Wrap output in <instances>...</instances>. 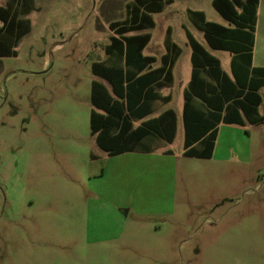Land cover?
I'll return each mask as SVG.
<instances>
[{
	"label": "rangeland",
	"instance_id": "rangeland-1",
	"mask_svg": "<svg viewBox=\"0 0 264 264\" xmlns=\"http://www.w3.org/2000/svg\"><path fill=\"white\" fill-rule=\"evenodd\" d=\"M130 1L34 0L30 32L0 56V264H264V125L220 124L210 157L183 152L186 29L209 48L187 9L229 25L212 0H172L149 30L162 42L172 26L181 47L164 105L175 140L137 155L98 145L91 65ZM254 37L264 63V0ZM212 52L230 72V52Z\"/></svg>",
	"mask_w": 264,
	"mask_h": 264
},
{
	"label": "trees",
	"instance_id": "trees-1",
	"mask_svg": "<svg viewBox=\"0 0 264 264\" xmlns=\"http://www.w3.org/2000/svg\"><path fill=\"white\" fill-rule=\"evenodd\" d=\"M171 2L172 0L129 2L126 17L110 23L114 34L110 37V44L106 46L110 58L116 63L124 61L125 66L115 63L110 66L102 63L93 65V72L110 81L114 86V94L120 98L114 100L101 83L92 82L91 102L103 109L105 114L91 109V130L96 134L98 145L110 155L126 151L150 152L164 142L174 140L175 112L171 109L127 132L132 128V121L148 109L147 103H150L156 93L155 82L162 78H173V65L181 53V48L171 39L168 31L167 53L163 57L167 64L141 74L155 61L153 56L141 53L151 34L127 33L153 27V14L160 12L165 4ZM258 4L259 0H212L213 7L231 26L206 21L204 16L203 21L198 24L210 47L233 53L232 77L221 68L217 57L190 36L192 71L188 86L183 92L182 108L184 154L187 156L210 157L221 122L244 125V116L252 123L264 122V113L260 114L258 111L261 103L264 106V96L259 93V88L264 84V66L252 65ZM33 9L34 0H10L6 6H0V56L16 54L15 47L20 39L31 30L30 20L22 15ZM138 85L142 88L140 92L136 91ZM145 86L147 87L144 89ZM123 98L126 103L121 100ZM128 135L130 139L127 138ZM154 139H157L156 143L146 146Z\"/></svg>",
	"mask_w": 264,
	"mask_h": 264
},
{
	"label": "crops",
	"instance_id": "crops-1",
	"mask_svg": "<svg viewBox=\"0 0 264 264\" xmlns=\"http://www.w3.org/2000/svg\"><path fill=\"white\" fill-rule=\"evenodd\" d=\"M10 0H7L6 1V3L5 4H0V6H6L7 5V3L9 2ZM132 1H134V0H132ZM132 1H130V2H132ZM129 2H127L126 3V15H127V4H128ZM170 3H167V4H165V6L166 5H169ZM165 6H164V8H165ZM164 8L160 11V12H157V13H154L153 14V17H154V20H155V25H156V18H155V14H158V13H161L163 10H164ZM257 12H258V9H257ZM29 14V13H28ZM27 15V14H26ZM187 15H188V22H190L189 24L191 25V23L194 25V27H196L198 30H200L199 28H198V24L200 23V22H202L203 21V16H204V20H206V21H211V20H207L206 19V16H205V14H200L199 12H197V10H190V9H187ZM25 18V17H24ZM226 20V19H225ZM115 21V20H114ZM112 22V21H111ZM110 22V23H111ZM216 22V21H215ZM218 23H220V22H218ZM221 24H223V23H221ZM2 25V22L0 21V26ZM110 25V24H109ZM155 25L153 26V27H151V28H145V29H141V30H133V31H130V32H128L127 33V35H134V34H141V33H146V32H148V33H150L151 34V37H150V40H149V42L146 44V46L143 48V50H142V55H144V56H153L154 58H155V61H153L152 63H150L149 65H148V67H146L142 72H141V74L142 73H144V72H148V71H151V70H154V69H156V68H159V67H162L164 64H167V61L165 60V62H164V60H163V57H164V55L167 53V50H166V38H167V32L169 31L170 32V36H171V34H172V26H167V28H166V33H165V36L162 38V42H164V48H165V50L163 49V46H162V42H159V39H157L156 37L154 38L153 37V35H152V32L151 31H149L150 29H152V28H154L155 27ZM223 25H225V24H223ZM225 26H231L230 24L229 25H225ZM109 28H110V26H109ZM111 30V29H110ZM112 31V30H111ZM200 31H202V30H200ZM203 32V31H202ZM114 34V32L112 31V34L110 35V37L112 36ZM186 35H187V38H188V41H189V44H190V36H192V37H194V35H192V33L190 32V31H188L187 29H186ZM203 36H204V33H203ZM153 38H154V41H153ZM195 38V37H194ZM204 38H205V36H204ZM171 39H172V37H171ZM196 39V38H195ZM173 40V39H172ZM197 41H199L198 39H196ZM174 41V40H173ZM205 41H206V39H205ZM110 42H111V40L109 41V43H107L106 44V46L108 45V44H110ZM175 42V41H174ZM200 42V41H199ZM175 43H177V42H175ZM201 43V42H200ZM206 43H207V41H206ZM152 44H154V45H156V44H160L161 46H162V48H161V50H160V52H159V54H157V53H155V52H153V51H151V45ZM178 44V43H177ZM202 44V43H201ZM18 45V44H17ZM204 47H205V49L209 52V53H211L212 55H214L215 57H217L213 52H212V50H221V49H214V48H212V47H210L209 46V44L207 43V45H208V47L209 48H207L204 44H202ZM254 45H255V37H254ZM106 46H105V56L103 55V56H101V57H97L96 58V60L95 61H93V63H92V65H91V70H92V68H93V65L94 64H98V63H102V65H104V66H110V65H112V63H115V64H118V65H123V66H125V62L123 61V62H121V63H116L115 61H113V59L112 58H110V53H108L107 51H106ZM178 46H179V44H178ZM190 46H191V44H190ZM180 47V46H179ZM181 48V47H180ZM15 49H16V47H15ZM163 49V50H162ZM254 49V48H253ZM225 51H228V50H225ZM191 52H192V46H191ZM228 52H230V54H231V59H232V57H233V53L231 52V51H228ZM181 54V53H180ZM179 57H180V55H179ZM179 57L176 59V61H175V63H174V65H173V69H172V74H173V78L170 80H166V79H159L158 81H156L155 82V84H154V86H155V91H156V93H155V96L151 99V101H150V103H147V106H148V109L143 113V115H140V117H136L137 119L135 120H133L132 121V128L130 129V130H128L127 132H131V130H133V129H136V128H138L143 122H145L146 120H148V119H151V118H155V117H158L159 115H161L163 112H165V111H167V110H173L174 112H175V125H176V129H175V136H174V140H175V138H176V134H177V130H178V125H179V116H178V113H177V111L174 109V108H172V107H165L164 108V105H166V104H168L171 100H172V91H171V89H172V86L174 85V83H175V74H174V69H175V65H176V63H177V60L179 59ZM219 60H220V58L219 57H217ZM231 59H230V72H228L227 70H225L224 69V67L222 66V63H221V60H220V65H221V68L224 70V72L226 73V74H228L230 77H232V73H231ZM253 59H254V57H253V55H252V65L253 66H264V63H258V64H255L254 63V61H253ZM190 61H191V56H190ZM191 71H192V62H191ZM92 73H93V75H94V79L92 80V82L93 81H97V82H99V83H101L103 86H104V88H106L108 91H109V93L111 94V96L113 97V99L114 100H120V98L118 97V96H116L115 94H114V86L110 83V81H108L106 78H104V77H102V76H100V75H98V74H95L94 72H93V70H92ZM190 78H191V72H190V77H189V79H188V82H187V85L184 87V89H183V92H184V90L187 88V86H188V83H189V81H190ZM147 86H145L144 87V89L146 88ZM142 88H141V86L140 85H138L137 87H136V91H138V92H140V90H141ZM143 89V90H144ZM91 92H92V83H91ZM259 93L262 95V96H264V84L259 88ZM183 99H184V97H183ZM90 100H91V98H90ZM121 100H123L125 103H126V99H121ZM183 102H184V100H183ZM91 104H92V102H91ZM142 105V104H141ZM92 106H94L95 108V110L97 111V112H99V113H104L105 114V111L103 110V109H101V108H99V107H97V106H95L94 104H92ZM183 108V107H182ZM258 111H259V113L260 114H263L264 113V106H263V103H261V105L259 106V108H258ZM181 118H182V112H181ZM170 119H172V116H170ZM244 119H245V124L248 122V123H250V124H253V125H259V124H263L264 125V122H257V123H252V122H250L245 116H244ZM183 122V121H182ZM166 123H168V121H166ZM220 124H235V123H224V122H221ZM244 124V125H245ZM235 125H238V124H235ZM244 125H239V126H244ZM220 126V125H219ZM183 128H184V125H183ZM162 129V128H161ZM163 130V129H162ZM165 130L168 132V130H167V128H165ZM95 137H96V134H95ZM129 137V139H130V135H128L127 136V138ZM142 138V137H141ZM173 140V141H174ZM144 141V140H143ZM143 141H142V143H143ZM156 141H157V139H154V141L152 140L151 142H148L147 144H146V146H149V145H151V144H153V143H156ZM172 141V142H173ZM172 142H164V144L162 145V146H165V145H168V144H171ZM142 143H140L141 145H142ZM139 144V145H140ZM162 146H159V147H156V148H160V147H162ZM183 147H184V142H183ZM101 148V147H100ZM155 148V149H156ZM102 149V148H101ZM155 149H153L152 151H150V152H153ZM215 149V148H214ZM104 150V149H103ZM184 150H185V148L183 149V152H184ZM106 153H107V155H110L109 153H108V151H106V150H104ZM165 152H167V153H170V152H172V150L171 149H166L165 150ZM126 153H132L133 155H137V154H141V153H148V152H143V151H126V152H123V153H120V154H126ZM118 155V154H117Z\"/></svg>",
	"mask_w": 264,
	"mask_h": 264
}]
</instances>
